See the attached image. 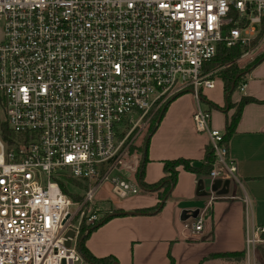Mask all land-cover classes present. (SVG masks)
<instances>
[{"label": "built area", "instance_id": "obj_1", "mask_svg": "<svg viewBox=\"0 0 264 264\" xmlns=\"http://www.w3.org/2000/svg\"><path fill=\"white\" fill-rule=\"evenodd\" d=\"M0 22V264L81 260L76 237L96 193L106 183L119 200L140 192L129 128L178 94L194 95V127L216 152L209 178L234 175L199 98L216 84L204 65L221 42L245 46L243 60L264 54V0H0ZM221 197L185 221L190 238ZM246 240L254 255L264 225L252 222Z\"/></svg>", "mask_w": 264, "mask_h": 264}, {"label": "crops", "instance_id": "obj_2", "mask_svg": "<svg viewBox=\"0 0 264 264\" xmlns=\"http://www.w3.org/2000/svg\"><path fill=\"white\" fill-rule=\"evenodd\" d=\"M239 88L230 98L234 104L243 96L264 100V59L249 69L243 89ZM191 95L195 100L194 95ZM223 95L220 102H215L219 107L226 106L224 91ZM195 107L196 102L184 112L183 123H171L174 105L168 107L150 141V161L145 172L147 183H155L163 177L165 159L185 157L201 160L204 157L209 140L206 134L198 133L194 127ZM234 111L235 107L228 111L216 108L211 112V126L225 131L226 122ZM226 146L236 171L233 176L226 178L230 181L226 187L228 191L223 192L224 186L215 190L222 197L212 205V213L208 216L201 240L190 239V230L185 227V221L180 216L184 209L194 210L200 203L203 206L206 195L198 192L199 176L181 169L178 182L161 212L116 215L90 235L88 248L99 257L115 255L118 264H169V252L174 253L172 256L176 259V251L181 252L178 248L183 243L193 253L189 259L190 264H198L210 252L242 250L247 236L243 225L245 222L248 226L250 222L255 224V208L264 204V101L244 106L236 132ZM122 201L118 202L120 208L136 210L154 206L158 199L157 194L152 193L133 196L128 203ZM159 254L165 257L158 258ZM80 264L90 263L83 259Z\"/></svg>", "mask_w": 264, "mask_h": 264}, {"label": "trees", "instance_id": "obj_3", "mask_svg": "<svg viewBox=\"0 0 264 264\" xmlns=\"http://www.w3.org/2000/svg\"><path fill=\"white\" fill-rule=\"evenodd\" d=\"M245 49L246 47L241 44H237L235 46H227L225 42H221L218 44L216 55L204 65V72L211 73L210 76L211 78H213L212 70L219 67L221 68V70H219V73L223 81L224 94L227 102L226 105H228L230 108L235 107V112L232 114L230 118H228L226 122V128L224 131V137L222 141V144L224 145H227L229 143L232 135L236 132V126L240 119L244 106L247 103L264 101V100H258L250 96H243L242 99L237 104L234 103L232 104L231 102L230 98L232 93L237 88L245 84L246 76L249 69H251L253 66H255L260 61H262V59H264V54H262L259 58H257V60L254 63L248 66L245 70H239L237 68V65L235 64V60L242 54V52ZM184 93L174 96L171 100L165 103V106L160 110V112L154 118H152L151 122L149 123V128L142 144L140 146L132 147L133 149H137L138 151L141 152L140 170L137 174L138 182L141 188H143L144 190H148L152 193H156L158 199L157 203L154 206L136 209L137 211L142 212V215L156 214L162 211L164 206L162 208H159L160 203L167 195L169 197V195L171 194L170 190L171 188L173 189L176 183L178 182L181 169L196 174L197 176H199V180H204L209 178L210 173L213 170L215 162L217 160L216 152L213 148L212 143L209 141L206 145L204 157L201 160L185 158V157L165 159L163 160V172H164L163 177L155 183H147L145 181L146 165L150 161V158L148 156V150L152 136L158 129L160 122L162 121L170 103H172L175 99H177L179 96H181ZM203 97L206 100V97L204 95ZM212 105L215 104L212 103ZM215 106L218 109H223L217 105ZM2 129L7 130L6 125H3ZM68 180L74 186H77L79 188L85 187L83 182L78 181L70 176H68ZM64 190L67 193H70L74 198V200L82 201L83 199L82 195L78 193H73L67 190L66 187H64ZM123 211H124L123 208H117L113 211V213H119V215H124L122 213ZM113 217L114 216L107 213L106 216L97 224H93L91 226H87V228L85 229H82V233L78 239L77 248L83 259L88 261L90 264H114L115 262H118V258L115 255L99 257L93 254L92 251L87 246V240L90 237V235ZM263 247H264L263 245H259L258 249L259 250L261 249L262 251ZM235 253L240 254L242 256L245 255V251H241V252L227 251V252H220L219 254H217V256H229L230 254H235ZM169 258H170L169 264H175V258L172 256L170 252H169Z\"/></svg>", "mask_w": 264, "mask_h": 264}, {"label": "rangeland", "instance_id": "obj_4", "mask_svg": "<svg viewBox=\"0 0 264 264\" xmlns=\"http://www.w3.org/2000/svg\"><path fill=\"white\" fill-rule=\"evenodd\" d=\"M3 39H4V24H3V22H0V42L3 41ZM241 55L235 60V64L237 65V68L239 70H245L248 66H250L252 63H254L257 60V58H259L261 56V53L257 54L254 59H247V60L241 59ZM219 70H221L220 67L212 70V72H213L212 76L216 81L215 87L212 89H205L202 93L206 97V102H203V105L205 108L210 107L211 112H214V110H216L215 102H218V101L220 102L222 100V98L224 97V95H223L224 86H223V81H222V78L220 76ZM191 94H192L191 92H185L184 94L179 96L177 99H175L172 103H170L169 107L174 105L173 112L171 115V123H175V121H177L179 123H183L184 112L188 108H190V105L193 107L194 102H196V100H194L192 97H190V96H192ZM165 103H163L160 106L156 107L155 109L151 110L150 113L147 114L146 117L137 126H135L132 130L129 128L130 134H129L128 140H132V146H140L142 144V142H143V140L147 134V131L149 128V123L151 122L152 118H154L160 112V110L165 106ZM212 103L215 105H212ZM221 108L225 109L226 111L231 109L228 105H226V106L224 105ZM0 117H4V112H3V109L1 107H0ZM151 140H153V137ZM134 150H137V149H132V151H134ZM70 187L75 190V188L73 186H70ZM205 190L209 192V194L206 195V200L209 199L210 196H219L220 195L216 192L213 193L210 190L209 185H206V184H205ZM147 192H150V191L144 190L143 188H141L140 192L137 195L152 194V193H147ZM150 196H153V195H150ZM131 200H132V198L131 199L129 198L127 200H123L122 202L128 203ZM118 202H121V200L117 199L115 197V195L112 193L110 184L109 183L104 184V186L95 195V199H94L93 204H92V210L90 209L89 205H88V207L85 208L86 215L84 216V218L80 224L79 231H78V234L76 237V242L78 243V239L82 233V229L87 228V226L97 224L106 216L107 213L112 214L115 209L120 208L118 206L119 205ZM198 208L199 209L202 208L201 203L199 204ZM123 210H125V209H123ZM89 213H94L97 216V218L94 220L93 224L90 223L89 221H87V216ZM211 213H212V209L208 212L207 217H208V215H211ZM245 224H246V222L244 223L243 227L245 230H247L246 232L248 233V227L249 226L247 224L246 225ZM255 224L257 226H261L262 224H264V204L259 208H255ZM250 225H252V222H250ZM239 229H240V231H239V233H240L241 228H239ZM201 238H198V239L197 238H190V239L201 240ZM261 245L264 246V243H262ZM179 249L181 252L176 251V253L178 255L176 257L177 260L175 259V264H190L189 259H190L191 254H193V253L189 251L188 246L185 243H183L180 246V248H178V250ZM249 249L251 251V252H249L250 254L248 253V243H247V240L245 238V243L243 245V249L242 250H236V252L245 251L244 256L237 254V253L230 254L229 256H217V254H219L220 252H210L206 256L202 257L198 264H264V247H263L262 251H261V249L259 250L257 247L254 255H253L252 247ZM225 252H227V251H225ZM182 253H184V256L182 255ZM171 254H172V252H171ZM157 257L158 258L165 257V255L162 256L159 254ZM82 261H83V257L81 260L77 261L76 264H80Z\"/></svg>", "mask_w": 264, "mask_h": 264}, {"label": "water", "instance_id": "obj_5", "mask_svg": "<svg viewBox=\"0 0 264 264\" xmlns=\"http://www.w3.org/2000/svg\"><path fill=\"white\" fill-rule=\"evenodd\" d=\"M233 88H234V85H233ZM199 98L201 100H203L204 102H206V100L202 96H199ZM205 184L209 185V187L213 191H215L218 188L224 186L225 190H223V192H226V191H228V190H226L227 189L226 187L229 186L230 181L226 180V179L223 180L221 178L215 179L213 181H212L211 178H208V179H205V180H199L198 181V192L200 194H202V195H208L209 194V192L205 190ZM171 191H172V188H171L170 192ZM167 197H168V195L161 201L159 208H162L164 206V203L166 202ZM122 213L124 215H140V214H142V212L137 211V210H124ZM198 214H199V208H196L194 210L184 209L181 212L180 219L183 220V221H186V220H188L190 218H196L198 216ZM111 215L112 216H116V215H119V213H112ZM74 236H75V231L74 230H70L67 233V237H69V238L66 241V246H68V247L71 246V244H72L71 238H74ZM63 264H65V262H63ZM114 264H118V262H115Z\"/></svg>", "mask_w": 264, "mask_h": 264}]
</instances>
